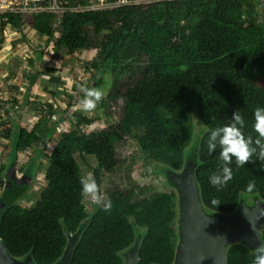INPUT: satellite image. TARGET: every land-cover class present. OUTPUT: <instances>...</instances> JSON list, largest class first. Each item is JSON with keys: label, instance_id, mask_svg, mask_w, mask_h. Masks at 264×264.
Here are the masks:
<instances>
[{"label": "trees", "instance_id": "1", "mask_svg": "<svg viewBox=\"0 0 264 264\" xmlns=\"http://www.w3.org/2000/svg\"><path fill=\"white\" fill-rule=\"evenodd\" d=\"M115 1H108L110 8L66 11L61 17L52 12L30 14L33 29L55 48L71 55L99 48L98 70L112 75L111 91L100 105L109 108L122 99L123 106L115 125L91 133L83 127L92 126L97 118L71 114L74 98L64 105L62 119L51 113L54 101L42 103L48 113L30 129L18 126L16 131H4V138L14 136L10 151L16 157L10 161L8 156L0 167L4 204L0 237L16 259L31 256L35 264H56L70 239L76 237L69 264H126L125 253L137 241V264H173L181 213L173 174L186 169H192L207 215L233 214L248 199L253 200L251 206L256 200L264 203V162L253 156L238 166L233 159L228 163L232 178L217 188L209 177L224 162L219 159L218 144L211 153L207 149L210 130L230 123L236 111L245 121V136L255 140L253 111L264 107V86L259 85L264 80V0H156L145 4L133 0L124 5ZM73 5L84 8L89 2ZM0 18L3 28L10 25L19 30L23 24L22 13L6 12ZM103 80L102 74L96 86ZM74 88L64 81V89L75 94ZM37 108L34 104L32 111ZM29 114L33 117V112ZM196 121L202 127L198 134ZM54 138L58 140L48 155L40 198L31 207L16 200L6 203V177L21 152L36 146L38 154H45ZM127 138L136 141L144 162L160 166L157 172L166 175L171 189L150 191L137 184L126 190L115 188L95 210L88 211L78 157L84 162L88 156L95 157L96 165L91 168L99 196L104 173L113 172L121 163L117 145ZM250 147L259 152L255 143ZM31 168L35 166L28 163L21 169L23 175L29 178ZM250 181L254 186L249 191ZM29 186L13 183L11 189L23 199ZM213 198L218 205L211 204ZM260 235L264 243V230ZM254 250L244 243L229 245L226 264H251Z\"/></svg>", "mask_w": 264, "mask_h": 264}, {"label": "rangeland", "instance_id": "2", "mask_svg": "<svg viewBox=\"0 0 264 264\" xmlns=\"http://www.w3.org/2000/svg\"><path fill=\"white\" fill-rule=\"evenodd\" d=\"M108 1H93L89 9L90 7H94V9L110 8L112 5ZM145 3L146 0L142 4ZM258 9L259 12H262L261 8ZM85 10L88 8L86 7ZM22 14L23 24L19 30L10 25L3 28L0 18V167L7 163L9 157L10 161L16 157L15 151L13 153L10 151L14 136L12 134L10 140L6 139L3 136L4 131L6 129L16 131L18 126L30 129L37 119H40L44 113H48L44 112L42 103L54 101L56 107L51 110V113L54 117L62 119L64 105L74 98L75 107L69 111L71 114L79 112L88 117L97 118L94 130L115 125L123 106L122 99L110 104L109 108L100 105V102L106 99L111 91L112 75L111 73H104L103 70H98L102 57L99 48H87L73 55L64 49L55 48L53 43L33 29L32 16L25 12ZM40 53L43 56L39 60L38 55ZM102 74L104 75V82L97 87L95 83ZM64 81L73 84L75 87L73 90L77 92L74 94V92L64 89ZM259 85L264 86V80ZM84 89H97L102 93L100 99L95 101V106L92 109H84L80 103L85 96ZM34 104L38 108L32 111ZM30 112H33V117H30ZM107 114H111L110 119L107 118ZM201 128V125L196 121L195 132L197 134ZM83 131L91 133L93 130L84 126ZM55 137H58L57 133ZM56 138L49 145H46L45 154H38L37 148L34 146L33 149L21 152L16 166H13L17 169V177L19 178L23 177L21 169H25L28 163L35 166L34 170L31 168L28 173L30 186L25 190L28 192L27 197L21 199L18 196L16 198V201L25 207H31L40 198V194L46 185L44 173L48 164V155L53 144L58 140ZM197 142L194 138L193 143ZM192 144L186 150V156L191 151ZM117 156L121 162L120 165L113 172L104 173L102 177L101 192L99 193L100 203L107 197L109 190L115 188L126 190L134 184L142 188L148 187L150 191H169L171 189L166 175L157 172L160 166L155 163L144 162L143 155L134 139L127 138L119 143ZM87 159V162H84L82 158L78 157L85 177L94 179L91 167L96 165V159L94 156H88ZM10 166L5 165L7 170ZM2 192L3 186L0 185V197ZM84 201L88 211L95 210L100 204L92 202L86 195ZM252 201L248 199L245 202L251 206Z\"/></svg>", "mask_w": 264, "mask_h": 264}, {"label": "water", "instance_id": "3", "mask_svg": "<svg viewBox=\"0 0 264 264\" xmlns=\"http://www.w3.org/2000/svg\"><path fill=\"white\" fill-rule=\"evenodd\" d=\"M181 197V213L179 221L180 242L176 249L173 264H226V250L229 245L244 243L252 248L259 247L262 242L261 231L264 230V203L256 200L253 206L242 202L238 210L230 215H207L199 196L192 169L181 174H173ZM29 178L17 177L13 167L7 175L4 191L6 203L16 200L18 195L12 191L17 186L29 184ZM4 206L0 200V210ZM76 237H72L64 251L61 261L56 264H69ZM137 241L125 253L126 264H137ZM0 264H35L32 257L24 260L11 257L6 243L0 237Z\"/></svg>", "mask_w": 264, "mask_h": 264}, {"label": "clouds", "instance_id": "4", "mask_svg": "<svg viewBox=\"0 0 264 264\" xmlns=\"http://www.w3.org/2000/svg\"><path fill=\"white\" fill-rule=\"evenodd\" d=\"M85 96L80 102L84 109H92L95 106V101L99 100L102 93L97 89H84ZM94 98V99H93ZM96 122L90 126L93 131ZM245 121L238 111L233 113L232 121L228 124L215 127L210 130L207 138V149L211 153L213 149L219 145V159L223 161V165L217 172L210 175L209 181L217 188L223 186L232 178V170L228 167V163L233 159L239 165L245 162L252 161L251 157L264 162V107H257L253 111L252 129L256 133L255 140L245 136L243 128ZM255 143L259 146V152L256 148L250 147V144ZM264 164V163H262ZM82 193L90 198L94 203H100V197L97 194L96 181L90 177H81L80 179ZM250 181L247 185V190L253 188ZM219 201L213 198L211 204L218 205ZM109 205L104 204L107 208ZM251 264H264V243H260L259 247L255 248Z\"/></svg>", "mask_w": 264, "mask_h": 264}, {"label": "built area", "instance_id": "5", "mask_svg": "<svg viewBox=\"0 0 264 264\" xmlns=\"http://www.w3.org/2000/svg\"><path fill=\"white\" fill-rule=\"evenodd\" d=\"M81 1H88L89 5L86 7L89 9L90 4L96 0H0V14L11 11L19 12V13L25 12L27 14L52 12L55 13L58 17H61L66 11L78 12L85 10L86 7L83 8L80 5L70 6L74 3L78 4ZM132 1L133 0H117L115 1V4L124 5ZM146 1L153 2L156 0H146ZM90 9H94V7H90Z\"/></svg>", "mask_w": 264, "mask_h": 264}]
</instances>
